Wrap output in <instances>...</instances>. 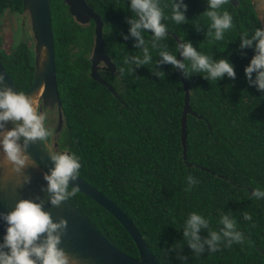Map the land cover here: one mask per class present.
<instances>
[{"label": "trees", "instance_id": "obj_1", "mask_svg": "<svg viewBox=\"0 0 264 264\" xmlns=\"http://www.w3.org/2000/svg\"><path fill=\"white\" fill-rule=\"evenodd\" d=\"M85 2L102 22L104 48L117 72L114 77L100 75L119 99L86 74L93 24L75 23L61 0H48L62 123L57 149L80 157L79 177L131 220L160 264H264V199H252L248 191L264 190V93L250 87L244 75L254 50L244 49L243 55L239 50L241 33L251 35L260 27L250 1L225 6L233 15L234 28L214 44L205 36L210 22L200 16L206 0H184L188 8L184 25L163 21L179 41L192 42L197 51L213 60L227 58L236 73L235 80L225 76L217 83L195 74L185 79L189 106L201 117L186 116L185 162L179 142L183 90L176 70L162 65L155 70L165 76L153 75L159 57L150 49L153 66L145 65L130 74L123 63L125 57L141 53L133 47V39L122 38L128 35V0ZM164 4L170 6L171 0H161ZM20 9V0H0V15ZM165 15H170V7L165 8ZM197 24L205 29L195 31ZM150 35L145 33L146 41ZM161 43L175 54L170 35ZM10 49L7 54L0 52V63L16 91H24L33 79L32 51L20 41ZM121 67L123 74L119 73ZM189 175L199 183L185 192ZM69 202L117 250L136 257L130 238L106 211L79 192ZM192 212L208 219L213 230L219 228L221 213L232 215L245 243L230 248L221 245L216 253L194 257L182 235ZM245 212L251 220L243 219ZM200 235L206 237L207 232L202 230ZM172 248L177 250L169 251Z\"/></svg>", "mask_w": 264, "mask_h": 264}, {"label": "clouds", "instance_id": "obj_2", "mask_svg": "<svg viewBox=\"0 0 264 264\" xmlns=\"http://www.w3.org/2000/svg\"><path fill=\"white\" fill-rule=\"evenodd\" d=\"M130 17L125 21L128 25V35L124 40L133 39L134 48L141 54L125 57L123 63L128 65V72L133 74L135 69L151 64L153 66L152 51L158 52L159 59L152 67V74L158 78L164 77L163 71H156L162 65H170L173 70H180L185 79L194 74L206 81L217 83L225 76L231 80L236 79L233 65L227 58L213 60L212 56L203 54L193 47L192 42L180 39L176 44V52L168 51V46L162 44L168 37L169 30L165 20L176 25H184L186 20L187 4L184 0H171L161 5V0H128ZM230 0H206V10L200 15L210 22L205 32L206 40L210 44L223 41L225 33L234 28L233 15L225 10ZM254 8L258 23L264 21V0H254ZM170 7V15H165V8ZM203 28L195 25L194 30L200 32ZM145 33H151V39L146 41ZM239 50L243 55L244 49L252 48L254 55L244 68V75L250 87L264 93V26L255 27L251 35L243 31L239 37ZM151 49V50H150ZM179 53L182 60L177 59ZM47 56L46 47L39 52L40 62L44 63ZM125 69L121 67L119 73ZM255 73V79L253 74ZM38 101L34 96H27L23 91H13L4 84V76H0V165L6 170V177H17L16 186L23 187L31 183V177L24 175V170L37 168V162L28 154L30 146L39 143L49 153L47 154L53 167L43 174L46 187L40 191L48 196V203L52 207H59L62 202L69 201L79 192L78 186L69 187L80 176L82 167L80 157L70 153L67 149L50 153L43 145L53 137L54 131L46 126L48 113L41 112L37 107ZM61 116V115H60ZM11 122L13 128L7 129ZM57 122V121H56ZM21 138H23L22 143ZM56 142V137H54ZM23 177L22 181L19 177ZM199 181L192 175L187 176L185 192L191 191ZM252 199H264V190L252 189ZM35 201L30 199L19 200L14 210L5 214L0 213V221L7 224L5 235L0 243V264H78V259L69 256L59 245L61 237L66 234L67 220L61 218L53 222L51 213L44 210V201L36 196ZM245 221L252 216L245 212ZM218 230L210 228V221L204 216L192 212L183 224L182 235L187 247L194 257L199 258L205 252L216 253L233 244H244V233L237 228V221L228 213H221L218 220ZM207 236L202 237L201 231ZM170 249L169 251H176ZM166 254V253H163ZM186 261L188 257H178Z\"/></svg>", "mask_w": 264, "mask_h": 264}, {"label": "water", "instance_id": "obj_3", "mask_svg": "<svg viewBox=\"0 0 264 264\" xmlns=\"http://www.w3.org/2000/svg\"><path fill=\"white\" fill-rule=\"evenodd\" d=\"M256 16L254 0H249ZM21 9L28 14L33 45V79L29 88L24 90L27 96H32L37 90L42 107H57L59 111V99L56 88V78L54 69V49L53 36L50 23V14L48 0H20ZM67 7L69 16L79 25H86L89 22L93 24V43L89 56V76L93 81L105 87L113 97L117 98L115 91L111 86L97 73L98 70L109 74H115V65L110 61L104 48L102 40V22L99 16L86 4L85 0H61ZM230 4L236 7L237 0H230ZM257 19V16H256ZM258 21V19H257ZM259 26H264V21L259 22ZM175 42L179 43L177 36L168 33ZM41 47H46L47 56L43 64L40 62L39 52ZM177 59L182 60L179 53H176ZM176 74L183 90V105L180 114L179 123V142L181 146V158L185 162L186 152V116L190 115L197 119V116L189 106L188 83L180 70ZM0 76H4V84L16 88L0 63ZM119 99V98H117ZM120 101V100H119ZM209 130V125L205 121ZM7 129L11 130L13 124L9 122ZM61 127V116L58 113L55 133ZM23 138H21L22 143ZM28 154L37 162V168H28L24 170V175L31 177V183L23 187H17V177H6V172L0 169V213H9L14 210L15 204L21 199H30L34 202L36 196L44 201V210L51 213L53 222H58L63 218L67 220L68 227L66 234L61 237L62 243L59 245L69 256L76 257L78 264H160L151 254L142 237L135 229L131 220L109 199L95 188L87 184L80 177L75 182H70L69 187L78 186L79 193L93 201L96 205L106 211L123 228L136 249V257L128 256L113 245H111L85 218V216L69 201H64L59 207H52L48 203V196L41 192V187H46L43 180V174L47 173L53 167L47 154H49L39 143L32 145L28 149ZM190 167V164H186ZM3 178V180H2ZM22 181L23 177H19ZM248 191L251 194L250 189ZM7 224L0 221V235L3 237Z\"/></svg>", "mask_w": 264, "mask_h": 264}, {"label": "rangeland", "instance_id": "obj_4", "mask_svg": "<svg viewBox=\"0 0 264 264\" xmlns=\"http://www.w3.org/2000/svg\"><path fill=\"white\" fill-rule=\"evenodd\" d=\"M20 40L29 48L32 47L34 43L29 28V18L26 12H22V9L18 12L4 11L0 15V52L7 54L11 50L10 48ZM116 74L117 72H115L114 75H110L114 77ZM38 105L41 112L48 113L46 126L54 130L56 125V110L42 107L40 101ZM54 140V137H52L45 143L50 153L55 152L52 147Z\"/></svg>", "mask_w": 264, "mask_h": 264}, {"label": "flooded vegetation", "instance_id": "obj_5", "mask_svg": "<svg viewBox=\"0 0 264 264\" xmlns=\"http://www.w3.org/2000/svg\"><path fill=\"white\" fill-rule=\"evenodd\" d=\"M22 12H25V11H22ZM27 14V13H26ZM27 16H28V14H27ZM90 23V22H89ZM88 23V24H89ZM92 23V22H91ZM88 24H86V25H88ZM30 28V27H29ZM33 39V38H32ZM20 42H22L21 40H20ZM34 42V41H33ZM22 43H24V42H22ZM33 45H34V43H33ZM33 45H32V47H28L29 49H31V51H32V55H33ZM90 51H91V49H90ZM90 51H89V54H88V57H87V61H88V69H87V72H86V74L89 76V68H90V63H89V56H90ZM33 57V56H32ZM97 73L99 74V76H101L100 74L101 73H107V72H105V71H102V70H98L97 71ZM109 74V73H108ZM49 109H55L56 110V121H57V116H58V113H59V111L57 110V107L56 106H53L52 108H49ZM61 127H62V123H61ZM61 127H60V129H61ZM55 128H56V125H55ZM55 128H54V135H53V137H56L57 138V135H58V133L60 132V129L55 133ZM44 146H45V148H46V145H45V143L43 144ZM52 147H53V149L55 150V151H60V150H58L57 149V142H54L53 144H52ZM48 150V149H47Z\"/></svg>", "mask_w": 264, "mask_h": 264}, {"label": "bare ground", "instance_id": "obj_6", "mask_svg": "<svg viewBox=\"0 0 264 264\" xmlns=\"http://www.w3.org/2000/svg\"><path fill=\"white\" fill-rule=\"evenodd\" d=\"M39 91L40 90H37V92H35L32 96H34L36 99H38L37 97L39 96ZM39 105L37 104V107H38ZM2 155H3V153H2V149H0V157H2ZM0 169L3 171V172H6V170L3 168V166L2 165H0ZM2 180H3V178H2Z\"/></svg>", "mask_w": 264, "mask_h": 264}]
</instances>
